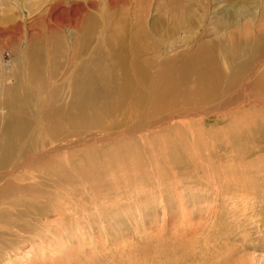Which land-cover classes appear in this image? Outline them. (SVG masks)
<instances>
[{
  "label": "rangeland",
  "instance_id": "1",
  "mask_svg": "<svg viewBox=\"0 0 264 264\" xmlns=\"http://www.w3.org/2000/svg\"><path fill=\"white\" fill-rule=\"evenodd\" d=\"M20 1L25 6L30 4V15L14 8L13 0H0V81L4 79L0 90L5 96L16 84L15 74L25 71L30 61L29 51L39 50L41 67L46 72L48 65L56 61L54 56H48L52 39L55 37L62 44L63 55L59 58L62 62L69 59L74 40L65 28H46L57 20L68 19L71 6L68 0H63V5L53 12L48 9L51 0ZM197 1L199 5L191 12L190 19L192 27L195 24L193 32H201L200 40L177 47L175 50L183 51L177 57L166 60L161 54L152 58L153 71L159 76L151 77L147 90L133 93L132 109L127 110L132 103L129 99H125L126 105L120 100L119 110H89V121L84 127L75 128L69 121L67 127L64 123L63 128L68 132V170L78 171L76 176L68 175L70 178L62 181L64 185L58 184L57 201L64 205L41 220L51 223L48 222L47 228L38 227L36 232L26 229L23 238L9 242L3 250L7 254L0 253V264H87L91 259L100 264H119V261L120 264H264V63L262 75L251 78L249 87L230 84L229 73L224 76L229 72L228 66L217 48L220 49L222 42H238L235 36L245 35L240 28L248 23L249 16L241 15L237 20V6L226 4L228 0ZM231 1L244 7L261 4L264 8V0ZM165 3L148 15L147 24L155 18L158 26L167 29L176 20L168 10L178 11L186 5L182 0L178 4ZM203 4L210 10L206 11ZM122 6L125 5L118 4L124 12ZM252 9L246 10L252 14L255 11ZM90 12L89 9L85 13ZM203 17H207L205 24L201 23ZM18 20L22 34L10 38L9 26ZM125 21L129 24L130 20ZM219 22L224 23L223 27L217 25ZM261 22L264 24V18ZM204 25L208 27L206 31ZM25 28L30 29L29 38ZM260 32L263 34L264 30ZM181 36L179 33L177 38ZM207 41L224 71L220 70L215 97L202 102L201 93L195 92L199 89L197 79L191 75L178 84V90H158L164 77L177 84V73L169 71L170 68L191 58ZM260 44L256 49L263 52L264 41ZM164 92L168 93L164 96ZM68 99L71 108L69 92ZM153 99L154 102L157 99L155 103ZM137 100L143 102L136 103ZM12 109L0 102L1 139L4 122ZM11 114L17 121V113ZM19 118L28 131L29 114ZM17 151L14 147L11 154H4L0 160L14 164L12 155L17 156ZM45 186L41 188L48 187ZM22 198L24 202L30 199L25 194ZM75 208L79 213L74 214ZM23 209L24 220L20 221L29 220L36 225L38 214Z\"/></svg>",
  "mask_w": 264,
  "mask_h": 264
},
{
  "label": "bare ground",
  "instance_id": "2",
  "mask_svg": "<svg viewBox=\"0 0 264 264\" xmlns=\"http://www.w3.org/2000/svg\"><path fill=\"white\" fill-rule=\"evenodd\" d=\"M62 1L63 0H54L52 2L51 0V4H48L50 12L61 7L63 5ZM177 1L178 0H68V3L71 5L68 7V19L57 20L52 27L46 28H65L68 30L67 32L74 39L72 44H70L69 59L63 60L64 62L59 59L63 55L61 54L63 48L61 42L55 37L52 39V42H50L51 47L48 51V56H54L56 61L54 62V59L52 60L53 64L51 66L48 65V71L44 68L46 72L42 70L43 65L41 67L42 56L40 57L39 50H34L32 48V50L30 49L31 51L28 50L30 52H28L30 61L25 66V71H23V73L15 74L16 84L13 86L12 90L6 94L9 98L6 99L5 93L0 90L1 104L4 103L5 107L6 105L8 107H13L11 111L9 110V119H7L8 116L6 115L7 120L4 122V137L2 139L0 138V158L6 153H10L14 147H17L18 150L17 156H15V154L12 155L15 160L14 164L10 165L8 160H0V253L3 252V254H7V250H3L9 245V242L18 241V239L23 238L22 233H24L26 229H32L35 232L38 227L41 228L43 226L44 228H42L45 229L50 222H41V220L47 218L54 209L61 208L64 205L57 201L59 198L57 194L58 184L66 182L67 179L73 176L70 174L75 175L78 173L77 170H68V132L67 130L65 131V127L63 128L64 123L67 124V127L68 121L71 122V126L75 128H77V126L84 127L89 121V118H87L89 110H96L98 112L119 110L122 106V104L120 105V100L126 105V100L129 99L132 103L128 105L127 110L132 109L134 107L133 98L131 97L133 93H137V90L141 89L147 90L151 77L159 76L158 72L155 73L153 71L155 65L151 64L152 58L156 59L161 54H164L167 60L183 52L182 50H175L177 47H181L184 44L187 45L188 41H194V43H196L200 40L201 32H193L195 24L192 27V18L190 19L191 12L199 5L197 0H195L194 3H190V0H182L184 4L186 2V5H183V9L180 8L178 11L169 9L168 11L174 15L176 20H172L173 25L168 26L167 29L158 26V20L155 18L151 23L149 22L150 24H147L148 15L152 11L158 10L164 2H166L164 5H169L178 4ZM119 3L125 5L122 6L124 12L118 8ZM13 4L14 8H19L28 15L32 13L31 8H29L30 4L25 6L23 1L18 2V0H13ZM226 4H230L232 7L235 5L237 6V20H240L239 16L241 15H248V23L246 25L244 24V26H242L243 28H240L242 31L244 29V36L241 35L240 37L239 33L236 31L238 36H235V38L238 37V42L231 43L232 41L230 42L228 40L231 44H227L221 41L222 44L220 45V49H217L221 50L219 53L222 54V60L228 66L226 70L229 72H225L224 76L226 73H229L228 79L230 84L235 86L236 83H239L240 86L242 85V87L247 88L253 82L250 81L251 78H258L262 75L261 73L263 71L261 70V66L264 63V51L259 52L256 47L262 45L260 43L264 41V37L262 36L264 33L262 34L260 32L264 30V24L261 22L264 18V8L261 4L258 5L256 3L251 6H245V8L241 4L232 3L231 0H228ZM49 5L51 8H49ZM204 6L206 7V11L210 10L208 5ZM230 6L228 5L229 8ZM252 8H254L255 11L250 14L249 10ZM89 9L91 12L89 14L85 13L86 10ZM246 9L249 10L247 11ZM17 15H19V19H21L20 12H18ZM206 15L207 12L205 16ZM199 16L201 17V15ZM206 18L207 17H203L201 23L203 22V24H205L204 19ZM128 19L130 20L129 24L125 21ZM14 22L12 26H9L11 27L10 31L8 30V32H10V38L13 39L22 34L21 21L18 20ZM65 22L67 23L65 24ZM219 23L220 24H217L218 26L224 24L223 22ZM238 23L240 24V22ZM236 26L237 23L235 27ZM25 27L27 28V24ZM26 28L25 30L29 38V35H31L29 33L30 29L28 30ZM203 28L204 31H206L208 27L204 25ZM217 29L218 28H216V30ZM226 30L229 31V29ZM179 33H182V36L177 38ZM174 36L175 39L173 40ZM176 41L179 44H176ZM173 43L176 44L175 47H171ZM85 55L87 57L81 59ZM77 57H79V60ZM190 57L191 58L184 61L185 64L181 61L179 65L177 64L176 67L170 68L169 70L177 73L175 77L178 78L179 82L173 84L171 79L164 77L165 79L162 78L164 81L159 85L158 90H178V84L185 82V79L191 75L197 79L199 85V89L195 90V92L201 93L202 102L209 101L215 97L214 91L217 80L221 74L220 70L223 71V69L219 67L217 54L210 45V42L207 41ZM69 61L70 65H68ZM76 61L78 62L76 63ZM46 62H48V60ZM159 64L158 62L156 65ZM161 67L157 70L161 69ZM3 80L2 78V81H0V89L3 87ZM149 90L151 91L152 89ZM68 92L70 96H72V101L69 103L71 108H68L67 104L69 100ZM168 92L162 94L165 96V93ZM151 94L153 95V93ZM169 95L170 93L167 94V99H169ZM147 96H150V94ZM162 96L160 98L161 100ZM64 97H66L65 100ZM116 98L118 99L111 101ZM167 99L164 100L166 101ZM123 100L126 102H123ZM156 100L157 99H155V102ZM138 101H145L144 97L143 101L137 100L136 103H138ZM209 103L210 102H207L206 104ZM194 105L196 104L194 103ZM196 109L197 108H195V110L193 109V111H196ZM33 112L37 113V115L35 114L36 116H34ZM11 113H17V121L12 118ZM26 113L29 114L31 121L28 131L24 129L26 124L19 118L21 116L25 118ZM35 119L36 122L34 124ZM39 131H42L44 134L37 133ZM35 134L38 136H34ZM33 137L37 138L35 139ZM58 156L59 158L61 156L63 157L59 160L57 159ZM8 164L9 166L7 167ZM26 168L28 171H20L21 169L26 170ZM16 172L23 173L16 176L14 175ZM68 175H70V177H68ZM75 178L77 181V177ZM75 178H73L74 182ZM58 179L61 180L58 181ZM44 185L48 187L45 186L47 187L45 189L41 188L44 187ZM48 188L52 189L53 192ZM24 194L30 197V199L25 202L22 198ZM23 208H26V211L31 210L34 214H38L36 218H38L39 222L36 223V225L34 223H29V220H27V222L20 221L23 219V212H25ZM74 210V214L79 213L76 208ZM34 214L32 215L34 216ZM58 214L60 213L58 212ZM43 229L41 231H43ZM143 257L144 256H142V258ZM120 263L119 261V264ZM87 264H100V261L97 260L95 263L91 259L87 261Z\"/></svg>",
  "mask_w": 264,
  "mask_h": 264
}]
</instances>
